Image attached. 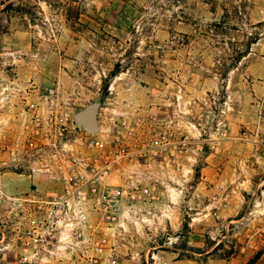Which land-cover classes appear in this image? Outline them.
Returning a JSON list of instances; mask_svg holds the SVG:
<instances>
[{
  "label": "rangeland",
  "instance_id": "1",
  "mask_svg": "<svg viewBox=\"0 0 264 264\" xmlns=\"http://www.w3.org/2000/svg\"><path fill=\"white\" fill-rule=\"evenodd\" d=\"M254 258L264 0H0V264Z\"/></svg>",
  "mask_w": 264,
  "mask_h": 264
},
{
  "label": "built area",
  "instance_id": "2",
  "mask_svg": "<svg viewBox=\"0 0 264 264\" xmlns=\"http://www.w3.org/2000/svg\"><path fill=\"white\" fill-rule=\"evenodd\" d=\"M126 190L122 187L110 186L101 190L98 198V206L100 208H105L106 210L110 208V212L116 218V214L122 209L123 198L125 196ZM44 202H39L38 207L42 208ZM50 215H55L58 211H55V206H52L49 210Z\"/></svg>",
  "mask_w": 264,
  "mask_h": 264
},
{
  "label": "water",
  "instance_id": "3",
  "mask_svg": "<svg viewBox=\"0 0 264 264\" xmlns=\"http://www.w3.org/2000/svg\"><path fill=\"white\" fill-rule=\"evenodd\" d=\"M97 105H89L76 115V121L90 130H97Z\"/></svg>",
  "mask_w": 264,
  "mask_h": 264
},
{
  "label": "trees",
  "instance_id": "4",
  "mask_svg": "<svg viewBox=\"0 0 264 264\" xmlns=\"http://www.w3.org/2000/svg\"><path fill=\"white\" fill-rule=\"evenodd\" d=\"M11 6H12V3H9V4H7V5L5 6L4 9H8V8L11 7ZM118 71H119V70H115V71H113L112 74L115 75V74L118 73ZM187 225H188V224L185 223V227H186V228H187ZM225 243H226L225 240H222L221 242H219V243L214 247L213 251H211V252L208 253V255H209V254H212V253H214V252H216V251H218V250L221 249V248H223V246L225 245ZM235 252H236L235 248L231 246L229 250H226L225 253L222 254L221 258H223V259H229L233 254H235ZM255 259H256V258L252 259L248 264H253V263H255V261H256Z\"/></svg>",
  "mask_w": 264,
  "mask_h": 264
}]
</instances>
